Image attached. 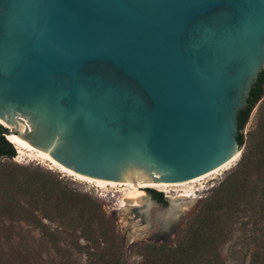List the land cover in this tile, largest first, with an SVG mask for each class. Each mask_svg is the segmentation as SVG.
<instances>
[{"label": "water", "instance_id": "95a60500", "mask_svg": "<svg viewBox=\"0 0 264 264\" xmlns=\"http://www.w3.org/2000/svg\"><path fill=\"white\" fill-rule=\"evenodd\" d=\"M262 71L264 0H0V129L89 178L180 183L240 156ZM164 213L159 242L182 215Z\"/></svg>", "mask_w": 264, "mask_h": 264}, {"label": "rangeland", "instance_id": "374dc122", "mask_svg": "<svg viewBox=\"0 0 264 264\" xmlns=\"http://www.w3.org/2000/svg\"><path fill=\"white\" fill-rule=\"evenodd\" d=\"M253 132L264 134V91L246 122L244 140L249 139V134ZM243 148H240L241 151ZM25 153L20 155L16 150L14 158H0V164L19 165L29 171H37L59 181V186L49 195V202L36 192L25 194L17 186L6 187L7 193L0 195V264H109L115 259L122 264H165L163 258L153 257L145 247L149 243H162L153 240L151 235L156 225L153 222L155 213L167 211L170 207L168 196H175L180 190L190 189L194 194L192 205L181 204L179 207L184 213H181L175 234L168 240L173 247L175 238L181 237L189 225L198 222L196 218L202 206L215 196L218 186L240 159L239 156L225 169L187 185L188 188L171 187L165 191L146 188L144 200L136 206L125 199V186L100 188L95 183L77 180L60 172L49 162ZM259 176L255 169L248 172L238 193L242 202L237 211L226 215L222 206L214 212L224 214L223 242L218 247L223 264H253L252 254L259 248L264 255V212L258 210L256 200L249 195ZM149 190L161 193L166 203L156 201ZM63 200L75 206L73 213L57 210L55 205ZM80 209L88 211L84 218L93 216L90 225L83 226L84 221L78 220ZM131 231L135 233L131 234ZM261 260L264 264V256Z\"/></svg>", "mask_w": 264, "mask_h": 264}, {"label": "trees", "instance_id": "16d2710c", "mask_svg": "<svg viewBox=\"0 0 264 264\" xmlns=\"http://www.w3.org/2000/svg\"><path fill=\"white\" fill-rule=\"evenodd\" d=\"M263 91L264 71L258 75L250 91L246 109L238 115L239 135L237 141L239 147L244 148L235 169L218 186L215 196L204 203L196 218L198 222L189 225L181 237L175 238L173 247L170 246V241L145 245L153 257L163 258L165 264H223L219 257L218 247L223 242L224 214H214V212L224 206L225 214L229 215L227 213H234L240 208L242 199L238 193L244 186L248 172L254 169L259 172L260 176L256 184L251 187L249 195L253 200H256V205L259 208L257 209L264 212V134L253 132L249 134V139L246 141L242 134L250 112L263 97ZM15 156V147L6 139V131L0 129V158L12 159ZM9 186H17L25 194L36 192L49 202L51 199L49 195L59 186V181L37 171H29L23 166L0 164V195L7 193L6 187ZM149 191L156 201L161 204L166 203L161 193L154 190ZM68 198L72 199L71 196ZM55 207L58 211L66 214H71L75 210V206L65 200L61 204H56ZM87 212L82 209L77 212L78 220L84 221L83 226L90 225L93 221L92 215H87L84 218V214ZM40 227L43 225L40 224ZM260 250L261 248L252 254L251 262L253 264L262 263L261 259L264 255ZM109 264H122V262L115 259Z\"/></svg>", "mask_w": 264, "mask_h": 264}, {"label": "bare ground", "instance_id": "6f19581e", "mask_svg": "<svg viewBox=\"0 0 264 264\" xmlns=\"http://www.w3.org/2000/svg\"><path fill=\"white\" fill-rule=\"evenodd\" d=\"M0 125L4 126L5 128H9L2 120H0ZM6 139L8 140V142H10L15 147L18 154L24 155V154H26L25 152H28L29 155H34V156H36L42 160L49 162L54 168H56L60 172L65 173L69 176L75 177L77 180L85 181L87 183H95V185L97 187H100V188L106 187V186H110V187L125 186L126 187L124 189L125 199L128 200V202L129 201L132 202L133 203L132 205H136V206H139L140 203H142V201L144 200V197L146 195L144 190L146 188L165 191V189L171 188V187H184V186L187 187V185H191L193 183L201 181V180H203V179H205V178H207L213 174H216L220 170L225 169L232 162L236 161V159L239 157V155H237V156L233 157L227 163L218 167L217 169H215V170H213V171H211L205 175H202L198 178H195V179H192V180L186 181V182L161 183V182H151L149 180H141V181H135V182H131V181L113 182V181H104V180L93 179V178H89V177L77 174L76 172L69 170V169L65 168L64 166H62L61 164H59L57 161H55L52 157H50L45 152H43L41 150H37L36 148L32 147L25 140H23L22 138H20L19 136L15 135L13 133L6 134ZM168 198L170 199L171 207L168 208L167 211H165L164 216H166V217H168V216L177 217L176 216L177 214L179 215L181 213H184L179 208L181 204H187L189 206V205H192L195 201L194 194L192 193V191L190 189L189 190H180V192H178L175 196L170 195V196H168ZM146 207L149 208V204H147ZM127 211H129V210H126V212ZM131 218H133V217H131ZM129 219L130 218H128V220H127L128 222H129ZM132 229H134V228H132ZM133 233H135V232L131 231V234H133Z\"/></svg>", "mask_w": 264, "mask_h": 264}]
</instances>
